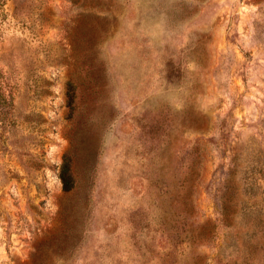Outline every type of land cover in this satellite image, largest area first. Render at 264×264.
I'll use <instances>...</instances> for the list:
<instances>
[{
    "label": "rangeland",
    "instance_id": "obj_1",
    "mask_svg": "<svg viewBox=\"0 0 264 264\" xmlns=\"http://www.w3.org/2000/svg\"><path fill=\"white\" fill-rule=\"evenodd\" d=\"M0 264H264V0H0Z\"/></svg>",
    "mask_w": 264,
    "mask_h": 264
},
{
    "label": "trees",
    "instance_id": "obj_2",
    "mask_svg": "<svg viewBox=\"0 0 264 264\" xmlns=\"http://www.w3.org/2000/svg\"><path fill=\"white\" fill-rule=\"evenodd\" d=\"M62 186L64 191H70L74 187V176L71 169L70 162L65 161L62 166V172L60 174Z\"/></svg>",
    "mask_w": 264,
    "mask_h": 264
}]
</instances>
